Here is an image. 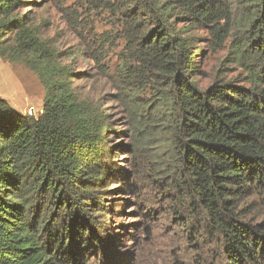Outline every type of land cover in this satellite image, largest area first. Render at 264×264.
<instances>
[{
    "label": "trees",
    "instance_id": "16d2710c",
    "mask_svg": "<svg viewBox=\"0 0 264 264\" xmlns=\"http://www.w3.org/2000/svg\"><path fill=\"white\" fill-rule=\"evenodd\" d=\"M238 1L241 27L232 0H77L61 12L82 35L92 13L117 28L91 32L92 58L138 147L152 149L154 180L178 197L173 213L218 244L222 264H264V213L251 216L264 207V0ZM22 4L0 0V58L25 64L45 96L39 116L0 96V264H89L113 122L100 101L79 96L76 74ZM201 26L217 46L231 40L242 81L199 86ZM119 39L111 66L104 60Z\"/></svg>",
    "mask_w": 264,
    "mask_h": 264
},
{
    "label": "rangeland",
    "instance_id": "374dc122",
    "mask_svg": "<svg viewBox=\"0 0 264 264\" xmlns=\"http://www.w3.org/2000/svg\"><path fill=\"white\" fill-rule=\"evenodd\" d=\"M77 0H23L20 11L35 25L42 38L63 55L76 74L73 85L80 97L100 101L113 129L108 137L107 163L111 167L99 187L103 211L100 218V244L89 264H222L219 246L211 238H204L191 228L187 214L173 213L178 197L165 190L156 177L151 150H140L129 129L127 115L116 99L110 78L92 58L91 32L107 31L116 36L117 28L110 24L107 14L92 13L86 19L82 35L61 12ZM234 25L241 27V4L232 0ZM77 6L74 5L73 7ZM78 9V8H77ZM234 28V33L237 34ZM195 79L202 89L216 76L242 81L246 72L236 61L231 40L222 46L213 42L209 27L194 30ZM110 50L104 60L111 66L117 62L124 41ZM0 96L24 114L39 116L43 109L44 85L39 77L21 62L0 58ZM135 148V149H134ZM264 207H257L253 218H260ZM218 258V260H216Z\"/></svg>",
    "mask_w": 264,
    "mask_h": 264
}]
</instances>
